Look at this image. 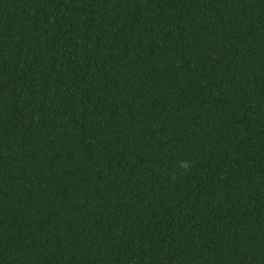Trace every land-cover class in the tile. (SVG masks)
I'll return each instance as SVG.
<instances>
[{
  "label": "trees",
  "instance_id": "trees-1",
  "mask_svg": "<svg viewBox=\"0 0 264 264\" xmlns=\"http://www.w3.org/2000/svg\"><path fill=\"white\" fill-rule=\"evenodd\" d=\"M0 264H264V0H0Z\"/></svg>",
  "mask_w": 264,
  "mask_h": 264
}]
</instances>
